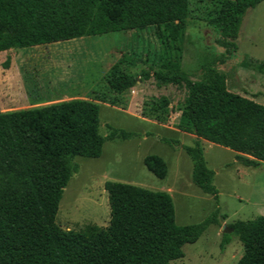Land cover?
Listing matches in <instances>:
<instances>
[{"label": "trees", "instance_id": "obj_1", "mask_svg": "<svg viewBox=\"0 0 264 264\" xmlns=\"http://www.w3.org/2000/svg\"><path fill=\"white\" fill-rule=\"evenodd\" d=\"M262 1H221L211 25L223 53L202 65L200 78L182 70L168 49L159 66L138 76L119 67L135 62L122 56L106 77L115 93L149 77L185 90L177 128L196 137L183 150L192 162L193 185L214 199L211 215L197 224L177 225L168 193L107 181L108 225L64 231L55 217L63 189L77 171L73 160L98 158L106 140L133 134L111 129L102 137L99 106L86 99L0 112V264H170L183 257L185 244L218 223L214 172L199 138L250 155L253 159L245 163L253 168L264 166V105L231 92L217 70L237 49L234 39L246 10ZM186 17L187 0H0V52L149 26L162 27L161 40L168 47L181 39ZM143 165L159 179L167 173L157 155L146 156ZM228 230L220 248L237 238L243 253L235 264H264V216L235 221Z\"/></svg>", "mask_w": 264, "mask_h": 264}, {"label": "rangeland", "instance_id": "obj_2", "mask_svg": "<svg viewBox=\"0 0 264 264\" xmlns=\"http://www.w3.org/2000/svg\"><path fill=\"white\" fill-rule=\"evenodd\" d=\"M221 1L187 0L182 37L168 47L161 40L162 27L149 26L0 52V112L86 99L99 106L98 132L102 137L111 129L133 134L126 140H106L98 158L73 160L77 171L63 189L55 217L60 229L78 231L86 225H108L103 187L107 181L168 193L177 225L200 223L214 211L213 197L193 185L192 162L183 150L192 146L196 137L177 128L185 90L149 77L115 93L108 89L106 77L122 56L135 62L119 67L138 76L159 66L164 49H168L182 70L193 79L200 78L202 65L223 53L215 43L218 32L211 25ZM234 41L236 51L217 70L226 77L231 92L264 105V1L246 10ZM199 143L207 167L214 172L218 223L208 226L194 243L185 244L183 257L170 264H235L243 247L232 236L221 249L222 235L235 221L263 216L264 166L253 168L245 163V159H253L250 155L207 138H199ZM148 155L164 160V178H157L143 165Z\"/></svg>", "mask_w": 264, "mask_h": 264}, {"label": "crops", "instance_id": "obj_3", "mask_svg": "<svg viewBox=\"0 0 264 264\" xmlns=\"http://www.w3.org/2000/svg\"><path fill=\"white\" fill-rule=\"evenodd\" d=\"M263 216H264V213H263Z\"/></svg>", "mask_w": 264, "mask_h": 264}]
</instances>
